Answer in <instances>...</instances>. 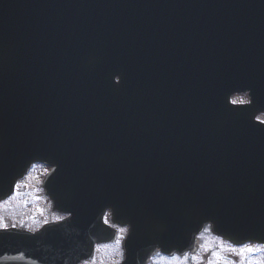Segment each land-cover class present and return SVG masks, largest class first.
Segmentation results:
<instances>
[{
    "label": "water",
    "instance_id": "obj_1",
    "mask_svg": "<svg viewBox=\"0 0 264 264\" xmlns=\"http://www.w3.org/2000/svg\"><path fill=\"white\" fill-rule=\"evenodd\" d=\"M241 93L250 103L231 104ZM30 102L55 126L81 118V144H113L107 184L81 183V206H133L122 264L183 251L206 225L264 245V0H0V135L15 125L3 119L35 117ZM80 232L84 258L99 239Z\"/></svg>",
    "mask_w": 264,
    "mask_h": 264
},
{
    "label": "flooded vegetation",
    "instance_id": "obj_2",
    "mask_svg": "<svg viewBox=\"0 0 264 264\" xmlns=\"http://www.w3.org/2000/svg\"><path fill=\"white\" fill-rule=\"evenodd\" d=\"M37 119H31L30 124L37 123ZM29 122V121H28ZM33 135L31 144L25 142L20 147H32L35 151L33 161L21 178L14 185V190L9 196L0 197V254L7 252L9 256L0 257V264H51L47 261L48 256L45 250L48 247L41 246L38 253L41 261L34 260L35 257L22 255L32 249V242L37 243L38 234L48 230L54 224L68 221L71 218V208L65 205V212L54 211L53 202L50 195H54L52 184L58 186L57 175L60 167L54 165L52 153L55 151L53 126L47 124L46 135ZM66 138V135L63 137ZM6 146H9L6 144ZM60 151L63 155H69L71 151L81 153V144L63 143ZM58 149V148H57ZM46 153V154H45ZM49 155V156H48ZM27 167V166H26ZM67 171L69 167H63ZM52 178V184L49 183ZM73 177L66 174L62 176V184L66 188L71 187ZM60 193V192H58ZM66 203L81 200V189L78 191H63ZM60 217V220H57ZM106 226L115 231V242L99 244L95 246V252L101 251V263L118 264L122 259V241L127 233V228H122L111 222V215L106 212L103 217ZM6 226V227H5ZM123 229V231H122ZM109 232V230H106ZM117 240L120 241L117 245ZM41 243H45L42 239ZM22 245V246H19ZM245 248H252V251H242ZM37 247L34 251L37 252ZM261 249V250H257ZM19 252V254H16ZM15 253L14 257L12 256ZM181 259H185L187 264H264V249L257 245L235 246L207 233L199 238L197 251L194 254H177ZM170 257V256H169ZM30 259V260H29ZM152 259L159 260L160 256L154 254ZM97 259L81 262L80 264H97Z\"/></svg>",
    "mask_w": 264,
    "mask_h": 264
},
{
    "label": "clouds",
    "instance_id": "obj_3",
    "mask_svg": "<svg viewBox=\"0 0 264 264\" xmlns=\"http://www.w3.org/2000/svg\"><path fill=\"white\" fill-rule=\"evenodd\" d=\"M155 254L160 256L159 260H154L151 257L145 261V264H187L186 258L181 259L176 253H173L170 257L163 255L160 249H155ZM137 264H140V260H137Z\"/></svg>",
    "mask_w": 264,
    "mask_h": 264
},
{
    "label": "rangeland",
    "instance_id": "obj_4",
    "mask_svg": "<svg viewBox=\"0 0 264 264\" xmlns=\"http://www.w3.org/2000/svg\"><path fill=\"white\" fill-rule=\"evenodd\" d=\"M246 101L247 98L245 96H235L234 98H232V103H244ZM257 120L264 123V116L263 115L258 116Z\"/></svg>",
    "mask_w": 264,
    "mask_h": 264
},
{
    "label": "snow or ice",
    "instance_id": "obj_5",
    "mask_svg": "<svg viewBox=\"0 0 264 264\" xmlns=\"http://www.w3.org/2000/svg\"><path fill=\"white\" fill-rule=\"evenodd\" d=\"M61 218L60 217H57V220H60ZM6 227V226H5ZM122 231H123V229H122ZM117 245H119V243H120V241L119 240H117ZM257 250H261V249H257ZM242 251H252V248H245V249H243Z\"/></svg>",
    "mask_w": 264,
    "mask_h": 264
}]
</instances>
